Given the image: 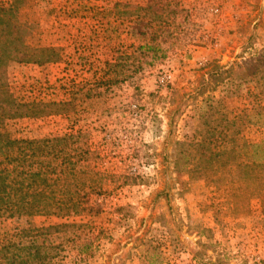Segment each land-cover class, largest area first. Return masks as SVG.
Masks as SVG:
<instances>
[{"label":"rangeland","instance_id":"1","mask_svg":"<svg viewBox=\"0 0 264 264\" xmlns=\"http://www.w3.org/2000/svg\"><path fill=\"white\" fill-rule=\"evenodd\" d=\"M155 2L160 12L145 19L143 36L132 35L127 14L149 0H29L22 10L30 44L58 49L59 57L43 66L14 65L11 91L23 102L74 105L61 115L8 121L5 132L32 141L73 135L58 149L79 174L71 192L57 197L97 205L99 212L0 218V244L29 225L69 223L88 227L50 236V264H264L260 199L240 190L231 196L236 182L211 183L188 172L185 147L174 145L194 143V152L209 138L194 134L206 131L207 110L194 111L200 90L223 100L230 117L264 111L254 85L227 97L223 90L234 91L237 80L212 75L215 65L238 73L235 65L264 51V0ZM242 128L241 147L264 140V129ZM252 160L239 157L243 164ZM73 232L92 242V257L77 255Z\"/></svg>","mask_w":264,"mask_h":264},{"label":"trees","instance_id":"2","mask_svg":"<svg viewBox=\"0 0 264 264\" xmlns=\"http://www.w3.org/2000/svg\"><path fill=\"white\" fill-rule=\"evenodd\" d=\"M28 2L29 0H0V218L43 216L71 219L92 216L99 212V206L64 196L57 197L58 194L71 192L67 187L71 183L76 184L79 174L74 164H66L69 161L64 158L67 154L58 149L64 140L75 138L73 135L54 140L32 141L16 140L5 132L8 121L61 115L69 105H74L23 102L11 91L9 70L14 65L43 66L58 62L59 57L58 49L30 44L31 29L21 21V12ZM155 4L157 5L155 0H149L145 7L131 8L130 16L138 17V21L131 27L132 35L147 34L145 27L149 24L145 23V19L153 21L160 12L161 6ZM157 39L155 37L151 41ZM235 66L239 71L234 74L233 70L222 71V67L214 66L213 76H219L220 79L224 74L229 77L233 75L231 79L238 82L234 91L223 90L225 96L240 95L247 86L254 85L255 98L264 102V51L257 58ZM199 93L203 100L195 105L194 111L198 112L202 108L204 112L207 110L201 117V126L206 127V131L199 132L197 129L194 134H209V138L199 142L194 152L190 151L194 143H174L178 148L185 147L180 154L186 162V169L190 173L202 174L200 177L211 183L236 182L238 190L229 191L231 196L242 191L249 197L260 199L264 207V140L258 144H245L243 147L238 141L242 127L247 124L264 129L263 106L257 107L263 112L255 115L243 111L230 117L223 100L216 101L213 96L206 98L203 90ZM246 154L252 156V162L240 163L239 157ZM53 159L63 163L60 164L59 161L56 164L52 162ZM219 169L224 172L221 176L218 174ZM87 227L64 223L20 228L13 238L0 244V264H50L55 259L50 254L55 246L48 244L47 239L68 228L80 230ZM72 243L79 257L93 256L90 240L82 241V237L74 235Z\"/></svg>","mask_w":264,"mask_h":264},{"label":"crops","instance_id":"3","mask_svg":"<svg viewBox=\"0 0 264 264\" xmlns=\"http://www.w3.org/2000/svg\"><path fill=\"white\" fill-rule=\"evenodd\" d=\"M144 5H145V4H144ZM129 7H130V6H129ZM110 10L112 11V9H110ZM110 10H109V11H110ZM51 11H54V10H50L49 13H51ZM113 11L115 12V9H114ZM127 15H128L127 22H128V24H129V30H130L131 27H132L131 25L134 24V23H136V22L138 21V17H134V16H133L132 18H130V14H127ZM129 22H130V23H129ZM129 35L132 36L131 33H130Z\"/></svg>","mask_w":264,"mask_h":264}]
</instances>
